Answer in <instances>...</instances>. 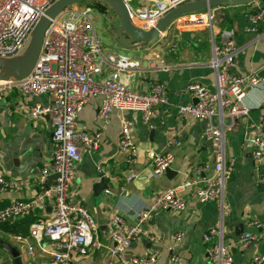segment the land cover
I'll use <instances>...</instances> for the list:
<instances>
[{
    "label": "crops",
    "instance_id": "0c3cea01",
    "mask_svg": "<svg viewBox=\"0 0 264 264\" xmlns=\"http://www.w3.org/2000/svg\"><path fill=\"white\" fill-rule=\"evenodd\" d=\"M261 5L264 0L241 6L214 7L210 26L182 30L169 26L151 45L129 51L112 49L105 37L98 38L103 55L118 54L140 61L139 67L121 72L127 86L146 91L150 81L163 82L167 102L157 107V114L150 123H145L138 111L116 109L110 113L109 121L103 123L98 116L99 98L88 101L80 111L77 130L102 131V136L98 149L83 155L75 167L70 202L83 205L93 217L102 246L76 257L73 264H107L109 261L132 264L131 257H144L153 249L158 252L153 264H169L172 253L168 247L172 245L171 236L178 231L184 235L173 244L172 252L178 256L179 264H207L212 240L205 241L202 235L219 227L221 206L217 200L198 201L195 189L202 185L200 180L213 173L212 145L204 133L207 121L181 114L178 108L195 101L185 91L188 82H199L210 91L215 90V72L210 61L213 46L221 44V30L230 32L236 46L230 72L237 76L264 75V17L257 25L250 20V15ZM155 55H159L162 66L157 61L147 63ZM242 101L248 107L247 115L234 119L225 131V156L227 160L232 159L234 165L224 186L228 212L223 216L222 237L232 255V264H251L254 255H264V154L254 158L249 142L253 133L250 123L264 117V85L247 87ZM47 103V95H22L16 89H11L0 99V172L7 178L24 181L18 189L0 193V209L13 199L27 201L39 191L41 186L37 176L43 167L49 169V175L53 173L51 160L55 145L49 117L32 118L28 113L32 105ZM122 116L131 122L132 139L139 147L134 165L138 177L127 183L124 177L128 166L118 149ZM225 121L228 123L229 120ZM146 150L172 153L174 160L170 172L150 176ZM205 166L206 170H196V167ZM98 173L105 177L107 184V189L102 191L93 190ZM187 177L197 183L184 193L185 208L153 212L143 226L146 234L140 235L125 250L124 260L111 255L109 217L118 212L123 215L126 226L133 225L136 213L148 205L154 193ZM34 210L37 220L51 218L52 201L48 200L44 208ZM246 233L256 238L242 245L239 238ZM147 234L155 239L151 241ZM3 238L14 245L5 235ZM44 241L48 243L47 239ZM0 257L4 264H12V257L3 247ZM35 258L47 260L48 255L41 256L35 247Z\"/></svg>",
    "mask_w": 264,
    "mask_h": 264
},
{
    "label": "built area",
    "instance_id": "2783aa9c",
    "mask_svg": "<svg viewBox=\"0 0 264 264\" xmlns=\"http://www.w3.org/2000/svg\"><path fill=\"white\" fill-rule=\"evenodd\" d=\"M56 0H0V56L15 54L23 45L34 24L44 10ZM132 22L142 29L154 26L171 9L191 0H139L133 8L130 0H122ZM213 8L189 13L177 18L170 26L175 30L190 27L210 26L213 20ZM264 17V5L250 15L253 25ZM253 29V28H252ZM221 44L213 46L210 65L215 72V90L210 91L204 84L188 82L187 91L195 102L179 106L178 112L189 114L196 119H205V136L212 145L213 173L205 176L202 185L196 187L198 201L217 200L221 206L219 227L209 229L202 235L203 240H212L207 252V264H232V255L223 243L222 221L228 206L224 202V186L227 176L233 170L234 162L225 156V131L234 119L246 116L248 107L243 104L247 87L264 85V75L254 73L246 76L233 75L230 67L236 53L234 39L230 32L221 30ZM162 64L159 55L148 59L149 64ZM140 61L118 54H102V44L95 27L94 7L77 3L63 9L51 19L44 34L41 53L33 71L24 78L0 82V99L8 91L16 89L22 95H47L49 103L32 105L28 113L32 118L49 117L51 135L54 142L51 160V172L57 178L48 186L50 171L43 167L37 176L41 188L29 200H11L0 209V222L22 216L36 208H44L48 200L53 204V215L45 220L31 222L27 234H6L13 241L22 264H69L76 257L84 256L89 250L98 249L102 243L98 239L97 225L83 205L70 202V184L74 178L75 167L83 155L91 154L99 147L102 131L87 133L77 130V120L84 105L91 99L99 98L98 116L107 123L113 110L138 111L145 123L157 114V107L167 102V91L163 82L150 81L148 90L138 91L130 88L121 78V72L139 67ZM106 69V71L104 70ZM225 119H228L226 123ZM253 131L249 138L254 158L264 154V117L250 123ZM118 149L128 166L124 181L130 182L138 177L135 160L139 147L131 135V122L121 117ZM151 166L150 176H159L166 172L174 157L170 152L146 150ZM207 167H196L203 171ZM101 170V169H100ZM24 181L5 177L0 172V193L18 189ZM197 181L191 177L167 187L152 195L145 208L136 213V221L126 226L121 213L114 212L108 219L109 236L112 245L110 254L124 260V252L131 243L144 232L143 226L148 217L157 211L185 208V192ZM256 226L259 223L254 222ZM184 233L178 231L171 236L172 245L169 264H179L172 251ZM151 241L153 235H148ZM252 234L240 236L239 242L246 245L255 239ZM47 239L48 243L44 240ZM35 247L41 256L48 259L37 260ZM158 252L150 250L144 257H131L132 264H153ZM264 255H254L251 264H262ZM0 264L4 260L0 257ZM107 264H116L109 261Z\"/></svg>",
    "mask_w": 264,
    "mask_h": 264
},
{
    "label": "water",
    "instance_id": "95a60500",
    "mask_svg": "<svg viewBox=\"0 0 264 264\" xmlns=\"http://www.w3.org/2000/svg\"><path fill=\"white\" fill-rule=\"evenodd\" d=\"M95 1L105 5L109 11V15H106L108 23L104 32L107 45L112 49L129 51L151 45L180 16L219 6L247 5L256 0H191L165 13L154 26L148 29L139 28L132 22L122 0H56L44 10L26 37L22 47L11 56H0V82L20 80L33 71L41 53L44 34L51 19L70 5ZM169 172L170 169L168 168L166 173ZM97 177L98 181L93 184V190L97 188L100 191L107 189L105 177L101 173H98ZM56 178V173L49 175L48 184ZM28 213L31 214V211ZM9 220H12V217ZM0 243L12 257V264H22L14 245L4 240H0Z\"/></svg>",
    "mask_w": 264,
    "mask_h": 264
},
{
    "label": "trees",
    "instance_id": "16d2710c",
    "mask_svg": "<svg viewBox=\"0 0 264 264\" xmlns=\"http://www.w3.org/2000/svg\"><path fill=\"white\" fill-rule=\"evenodd\" d=\"M91 6L99 7L100 9H107L105 5L100 2H82ZM34 214L25 213L22 216L15 217L12 220H5L0 222V240L4 239L6 234H27L28 226L31 222L37 221L36 212ZM0 248L2 245L0 243Z\"/></svg>",
    "mask_w": 264,
    "mask_h": 264
},
{
    "label": "rangeland",
    "instance_id": "374dc122",
    "mask_svg": "<svg viewBox=\"0 0 264 264\" xmlns=\"http://www.w3.org/2000/svg\"><path fill=\"white\" fill-rule=\"evenodd\" d=\"M129 4L135 9L139 6V0H130ZM94 7V15H95V27H96V34L98 38L101 40L102 36H105V30L107 28V14L109 15V11L107 9H100L99 7ZM108 21V20H107Z\"/></svg>",
    "mask_w": 264,
    "mask_h": 264
},
{
    "label": "flooded vegetation",
    "instance_id": "af4514ba",
    "mask_svg": "<svg viewBox=\"0 0 264 264\" xmlns=\"http://www.w3.org/2000/svg\"><path fill=\"white\" fill-rule=\"evenodd\" d=\"M106 22H108V21L106 20Z\"/></svg>",
    "mask_w": 264,
    "mask_h": 264
}]
</instances>
